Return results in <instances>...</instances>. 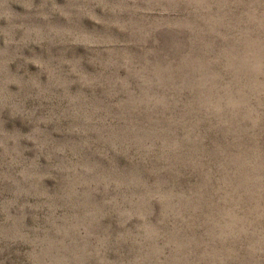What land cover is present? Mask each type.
<instances>
[{
	"label": "rangeland",
	"instance_id": "374dc122",
	"mask_svg": "<svg viewBox=\"0 0 264 264\" xmlns=\"http://www.w3.org/2000/svg\"><path fill=\"white\" fill-rule=\"evenodd\" d=\"M0 264H264V0H0Z\"/></svg>",
	"mask_w": 264,
	"mask_h": 264
}]
</instances>
